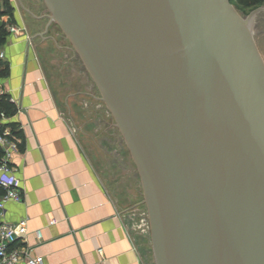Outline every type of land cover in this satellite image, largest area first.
<instances>
[{
    "label": "water",
    "instance_id": "water-1",
    "mask_svg": "<svg viewBox=\"0 0 264 264\" xmlns=\"http://www.w3.org/2000/svg\"><path fill=\"white\" fill-rule=\"evenodd\" d=\"M137 169L154 264H264V64L229 0H42Z\"/></svg>",
    "mask_w": 264,
    "mask_h": 264
},
{
    "label": "crops",
    "instance_id": "crops-1",
    "mask_svg": "<svg viewBox=\"0 0 264 264\" xmlns=\"http://www.w3.org/2000/svg\"><path fill=\"white\" fill-rule=\"evenodd\" d=\"M9 5L31 43L7 33L0 49V133L15 146L0 166L21 195L0 220L25 221L19 244L42 264H154L140 178L94 82L42 0Z\"/></svg>",
    "mask_w": 264,
    "mask_h": 264
},
{
    "label": "built area",
    "instance_id": "built-area-1",
    "mask_svg": "<svg viewBox=\"0 0 264 264\" xmlns=\"http://www.w3.org/2000/svg\"><path fill=\"white\" fill-rule=\"evenodd\" d=\"M0 26H4L8 34L13 36L24 37V40L30 45L31 41L26 35L24 28L17 27L15 24H9V18L0 16ZM4 59V54L0 51V60ZM3 117V115H0ZM7 145L10 149H15V146L9 144L5 135L0 133V146ZM0 189L2 195L0 197V219L4 206L7 203H20L21 195L17 188V183L11 170L7 166H0ZM26 233L25 221H20L17 224H8L0 220V264H42V260L33 256L32 250L21 247L19 241L24 238ZM37 239H41L39 232H36Z\"/></svg>",
    "mask_w": 264,
    "mask_h": 264
},
{
    "label": "trees",
    "instance_id": "trees-1",
    "mask_svg": "<svg viewBox=\"0 0 264 264\" xmlns=\"http://www.w3.org/2000/svg\"><path fill=\"white\" fill-rule=\"evenodd\" d=\"M2 3H4V8L1 10L2 15H7L9 18V24H14V18H13V10L11 9L9 5V0H1ZM231 3L234 4V7L238 10L241 11L243 14L248 11L256 10L258 7H261L264 5V0H230ZM7 32L4 28V26H0V49L4 44L6 43L7 39ZM0 67H2V63L0 62ZM0 106L4 109L6 104H5V98L1 99L0 98ZM9 110V108H7ZM2 195V190L0 189V197Z\"/></svg>",
    "mask_w": 264,
    "mask_h": 264
},
{
    "label": "rangeland",
    "instance_id": "rangeland-1",
    "mask_svg": "<svg viewBox=\"0 0 264 264\" xmlns=\"http://www.w3.org/2000/svg\"><path fill=\"white\" fill-rule=\"evenodd\" d=\"M43 2V1H42ZM229 4L231 5V7L233 8V10L236 12V14L240 17V18H247L252 12L261 9V11L257 14L254 15L253 21H252V33H253V39H254V43L257 49V52L262 60V63L264 64V5L261 7H258L256 10H252V11H248L245 12L244 14L241 11H238L235 7L234 4L231 3V1L229 0ZM43 13L44 14H49L45 4L43 2Z\"/></svg>",
    "mask_w": 264,
    "mask_h": 264
}]
</instances>
